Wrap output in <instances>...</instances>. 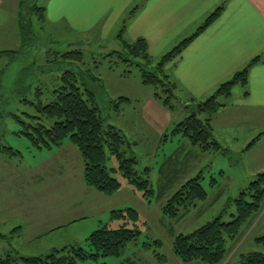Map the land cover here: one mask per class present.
Here are the masks:
<instances>
[{
	"label": "rangeland",
	"instance_id": "1",
	"mask_svg": "<svg viewBox=\"0 0 264 264\" xmlns=\"http://www.w3.org/2000/svg\"><path fill=\"white\" fill-rule=\"evenodd\" d=\"M20 3L21 0H0V52H17L0 55V144L18 152H0V256L9 252L16 257L43 256L53 248L69 245L88 250L86 238L93 230L104 224L117 226L110 221V211L131 207L139 214V237L127 243L120 256L79 264H117L126 259L125 264L130 260L134 264H152L154 252L172 264L176 235L192 232L219 215L223 222L232 220L235 206L229 200L264 171V139L249 147L244 142L257 127L253 123L244 127L246 130L242 125L226 126L222 133L227 138L221 137L219 143L225 151H202L180 133L171 134L180 121L194 113L185 108L184 100L172 98L166 105L162 89L143 84L135 65L116 56H105L121 50L118 41L73 43L68 40L69 34L33 18L34 39L22 44L18 27ZM43 3L45 0L37 1L38 5ZM71 50L83 52V63L70 65L58 58ZM73 67L75 71L90 70L97 77L92 89L105 123L124 135L126 156L136 158L135 167L149 168L153 192L149 201L118 172L113 177L121 186L111 195L87 186L83 181V159L68 139L50 149H38L21 134L25 131L22 123L33 124L26 116L36 114L32 104L38 100L47 104L62 72ZM156 93L161 98H156ZM120 97L128 100L117 106ZM225 100L220 98L222 103ZM107 156L106 166L116 169V158ZM199 174L203 176L206 199L179 218L163 215L162 207L172 194ZM76 217L80 218L70 222ZM59 223L66 225L55 229ZM262 236L264 203L261 211L243 226L239 237L226 242L228 255L239 260L249 252L264 254V241L258 240ZM155 240L161 245H155ZM19 264L23 263L19 260Z\"/></svg>",
	"mask_w": 264,
	"mask_h": 264
},
{
	"label": "trees",
	"instance_id": "2",
	"mask_svg": "<svg viewBox=\"0 0 264 264\" xmlns=\"http://www.w3.org/2000/svg\"><path fill=\"white\" fill-rule=\"evenodd\" d=\"M38 0H21L18 27L21 35V43L25 44L33 40V21L35 18L40 23L45 20V8L37 4ZM217 8L206 19L199 28L203 29L219 13ZM190 38L184 39L171 51L164 54L154 65V61L147 53V44L143 39L133 42L121 41V50L112 51L105 56H116L118 60L135 65L141 75L142 83L161 88L166 98L164 103L170 105L173 98L181 102L176 94L174 83L169 80L163 66L177 56L182 48L189 42ZM14 51H1L0 55L16 54ZM64 63L76 65L83 63L84 56L81 50H71L58 56ZM260 57L254 58L241 71L236 72L229 80L225 81L203 101L185 102L184 106L195 115L189 114L180 121L171 134L180 133L188 138L192 145H198L202 151L224 152L225 149L214 139L210 117L216 113L223 104L220 98L231 95L232 88L247 83L249 67L256 63ZM74 67L65 69L59 77V83L52 88L51 98L47 104L40 100L32 104L36 114L26 115L33 121V124H24L25 135L35 148L50 149L53 146L61 145L68 139L80 152L83 159V179L85 183L96 191L111 195L120 186V181L113 177L118 172L127 183L139 191L149 201L152 195V188L148 179L149 168L138 170L135 167V157H127L125 145L127 141L124 135L115 126L105 123L100 113L96 95L92 89V83L98 81L97 77L87 69ZM80 79V80H79ZM39 94V93H38ZM161 98L160 94H155ZM39 99V98H38ZM120 97L116 101L118 106L122 101ZM204 114L207 117L201 118ZM13 117L17 118L15 114ZM18 119V118H17ZM252 141L248 146H251ZM0 151L3 153L14 152L9 146L0 144ZM116 158L118 165L116 169H109L106 166L108 156ZM203 176L201 174L186 181L162 207V213L168 218H179L187 211L195 207L199 201L207 197V192L202 186ZM213 183V180L210 184ZM235 206V214L232 220L223 222L221 216L203 224L199 228L186 234H178L172 242V249L176 257L185 263L199 262L202 264H220L225 260L229 251L226 247L228 240H235L239 237L245 224L252 220L262 209L264 203V171L258 173L245 188L241 189L236 197L230 199ZM110 221L117 225H101L92 231L86 238L89 249L86 250L80 245H69L60 249H52L43 256L16 257L12 253L0 256V264H79L85 260H97L99 257H117L123 253L127 243L134 241L141 234L139 229L140 218L134 208L115 209L110 211ZM258 240L264 241V236ZM155 245H161L159 241H153ZM155 255L162 259L159 253ZM240 264H264V254L249 252L240 256Z\"/></svg>",
	"mask_w": 264,
	"mask_h": 264
},
{
	"label": "crops",
	"instance_id": "3",
	"mask_svg": "<svg viewBox=\"0 0 264 264\" xmlns=\"http://www.w3.org/2000/svg\"><path fill=\"white\" fill-rule=\"evenodd\" d=\"M42 5L44 22L69 34L71 42L113 40L121 44L122 40L143 39L154 62L190 38L180 53L163 66L177 95L185 102L205 100L219 85L260 57L249 67L246 85L232 88L231 95L221 102L223 106L211 115L210 124L218 143L221 137L227 138L222 133L224 127L242 125L246 130L244 127L252 123L257 128L244 142L249 145L264 139V0H45ZM217 8L218 15L199 30ZM60 223L55 229L66 225ZM155 256L154 252L152 264H167L166 259L156 256L158 263ZM239 260L227 255L220 264H240ZM171 262L202 264L182 262L174 252ZM129 263L134 264L131 260Z\"/></svg>",
	"mask_w": 264,
	"mask_h": 264
},
{
	"label": "water",
	"instance_id": "4",
	"mask_svg": "<svg viewBox=\"0 0 264 264\" xmlns=\"http://www.w3.org/2000/svg\"><path fill=\"white\" fill-rule=\"evenodd\" d=\"M193 115H195V113H193Z\"/></svg>",
	"mask_w": 264,
	"mask_h": 264
}]
</instances>
